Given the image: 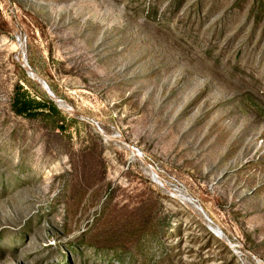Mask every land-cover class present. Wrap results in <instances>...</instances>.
I'll return each mask as SVG.
<instances>
[{"label":"rangeland","instance_id":"374dc122","mask_svg":"<svg viewBox=\"0 0 264 264\" xmlns=\"http://www.w3.org/2000/svg\"><path fill=\"white\" fill-rule=\"evenodd\" d=\"M0 264H264V0H0Z\"/></svg>","mask_w":264,"mask_h":264},{"label":"water","instance_id":"95a60500","mask_svg":"<svg viewBox=\"0 0 264 264\" xmlns=\"http://www.w3.org/2000/svg\"><path fill=\"white\" fill-rule=\"evenodd\" d=\"M45 86H46V88L50 91V88H49V86L47 85V84H45ZM50 93H51V91H50Z\"/></svg>","mask_w":264,"mask_h":264},{"label":"bare ground","instance_id":"6f19581e","mask_svg":"<svg viewBox=\"0 0 264 264\" xmlns=\"http://www.w3.org/2000/svg\"><path fill=\"white\" fill-rule=\"evenodd\" d=\"M49 88H50V87H49ZM50 91H51V89H50ZM51 95H53V96H54V95H55V93L53 94V93H52V91H51ZM55 97H56V96H55ZM56 99H57V98H56ZM57 100H58V99H57Z\"/></svg>","mask_w":264,"mask_h":264}]
</instances>
